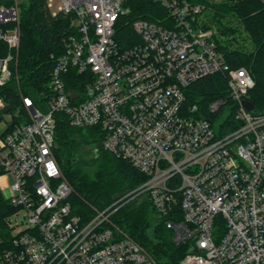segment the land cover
Returning a JSON list of instances; mask_svg holds the SVG:
<instances>
[{"label": "built area", "instance_id": "built-area-1", "mask_svg": "<svg viewBox=\"0 0 264 264\" xmlns=\"http://www.w3.org/2000/svg\"><path fill=\"white\" fill-rule=\"evenodd\" d=\"M23 1L0 0L8 49L0 86L17 68ZM154 1L163 19L132 21L122 46L116 35L128 0H45L74 31L52 56L45 100L19 91L25 121L11 125L7 116L0 131V193L12 209L0 264H160L111 220L134 199L147 200L173 243L187 246L179 264H264V111L243 105L255 82L228 66L201 25V6ZM217 73L227 97L210 102L205 117L185 90ZM59 116L96 129L104 151L148 179L103 209L87 204L89 215L74 214L54 154Z\"/></svg>", "mask_w": 264, "mask_h": 264}, {"label": "trees", "instance_id": "trees-1", "mask_svg": "<svg viewBox=\"0 0 264 264\" xmlns=\"http://www.w3.org/2000/svg\"><path fill=\"white\" fill-rule=\"evenodd\" d=\"M201 6V25L209 29L216 24L221 35L230 39L214 41L231 68H245L255 82L248 94V101L256 111H264V1L241 0L236 4L215 0H186ZM129 14L121 19L116 35L122 46L133 37L130 23L136 19L157 21L165 16L164 10L154 0H128ZM208 15V19L205 16ZM234 16L248 33L252 49L233 47L234 29H226L222 18ZM124 24V25H123ZM68 16L51 17L45 0H24L20 12V47L17 68H12L11 79L0 86V121L11 116V125L25 121L26 114L20 94L32 98L35 104L45 100L52 56L62 51V40L73 34ZM231 42V43H230ZM8 53L0 42V57ZM76 76V75H75ZM78 76H76L77 78ZM187 105L196 104L205 117L207 105L227 97L225 77L219 73L206 76L192 83L185 90ZM228 131L227 129L223 132ZM90 150H97L92 156ZM54 154L66 180L73 189L68 201L77 215H89L87 204L103 209L112 202L143 184L148 177L137 171L125 160L113 157L101 148V136L96 129H76L63 116L57 119ZM12 212L11 206L0 193V236H6L5 219ZM123 232L143 246L160 264H179L187 252L184 244L175 245L171 233L165 229L164 219H158L147 200L134 199L124 203L111 217Z\"/></svg>", "mask_w": 264, "mask_h": 264}, {"label": "rangeland", "instance_id": "rangeland-1", "mask_svg": "<svg viewBox=\"0 0 264 264\" xmlns=\"http://www.w3.org/2000/svg\"><path fill=\"white\" fill-rule=\"evenodd\" d=\"M215 1H226L229 2L230 4H236L237 2H240L241 0H215ZM206 19H208V15L205 16ZM223 24L225 25L226 29H234V35L236 41L232 42L233 47H239L240 49H244L246 51L251 50L252 49V44L250 41V38L248 36V33L244 31L243 26L241 25V23L235 19L234 16H227L226 18H222ZM211 33H212V38L214 39V37H217L218 39H220L221 41H228L231 37V35H227L228 37H226V35H221V32H219V28L216 24H212L210 26V28L208 29ZM231 43V42H230ZM9 122V117L4 116L3 121L0 122V127H3L4 123H8ZM93 151L90 150L87 155V157L92 156ZM12 213H10L11 215ZM22 217V214L20 215ZM8 218V216L6 218H4L5 220ZM18 222H20V219L17 220ZM20 225V224H19Z\"/></svg>", "mask_w": 264, "mask_h": 264}, {"label": "water", "instance_id": "water-1", "mask_svg": "<svg viewBox=\"0 0 264 264\" xmlns=\"http://www.w3.org/2000/svg\"><path fill=\"white\" fill-rule=\"evenodd\" d=\"M243 105L245 106V108H246L247 110H249V111H251V112L256 111L255 106H254L253 104H251L250 102H246V101H244V102H243ZM94 153H95V152H94Z\"/></svg>", "mask_w": 264, "mask_h": 264}, {"label": "crops", "instance_id": "crops-1", "mask_svg": "<svg viewBox=\"0 0 264 264\" xmlns=\"http://www.w3.org/2000/svg\"><path fill=\"white\" fill-rule=\"evenodd\" d=\"M3 127H0V131H2Z\"/></svg>", "mask_w": 264, "mask_h": 264}]
</instances>
